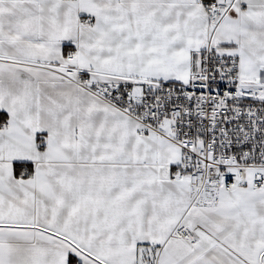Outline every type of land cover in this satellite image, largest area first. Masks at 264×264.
<instances>
[{
	"label": "snow or ice",
	"instance_id": "6c2138e0",
	"mask_svg": "<svg viewBox=\"0 0 264 264\" xmlns=\"http://www.w3.org/2000/svg\"><path fill=\"white\" fill-rule=\"evenodd\" d=\"M0 264H264V0H0Z\"/></svg>",
	"mask_w": 264,
	"mask_h": 264
}]
</instances>
